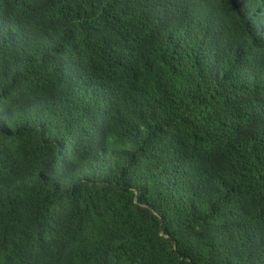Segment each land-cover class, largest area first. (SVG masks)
I'll return each mask as SVG.
<instances>
[{
  "label": "trees",
  "instance_id": "trees-1",
  "mask_svg": "<svg viewBox=\"0 0 264 264\" xmlns=\"http://www.w3.org/2000/svg\"><path fill=\"white\" fill-rule=\"evenodd\" d=\"M0 264H264V0H0Z\"/></svg>",
  "mask_w": 264,
  "mask_h": 264
}]
</instances>
